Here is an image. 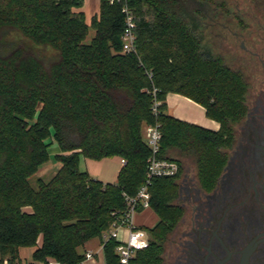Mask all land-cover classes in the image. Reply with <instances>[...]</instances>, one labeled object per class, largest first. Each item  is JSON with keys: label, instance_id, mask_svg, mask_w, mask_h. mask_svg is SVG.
I'll return each mask as SVG.
<instances>
[{"label": "trees", "instance_id": "obj_1", "mask_svg": "<svg viewBox=\"0 0 264 264\" xmlns=\"http://www.w3.org/2000/svg\"><path fill=\"white\" fill-rule=\"evenodd\" d=\"M125 5L136 22L129 53L121 38ZM82 6L83 0H0V258L19 260L21 248H34V260L80 264V249L100 239L126 209V196L145 184L151 150L144 130L157 123L158 156L175 161L178 172L150 180L149 209L158 220L144 228L148 247L130 264H163L166 242L184 216V161L194 162L199 187L212 192L249 109L244 73L214 53L204 34L211 10L225 1L100 0L90 25L75 11ZM89 29L94 36L85 43ZM154 89L158 115L151 110ZM168 93L202 105L219 130L168 114ZM51 139L60 149L53 156ZM51 157L60 168L33 187L29 178ZM81 157H120L124 164L105 183L80 169ZM116 246L105 243V264H120Z\"/></svg>", "mask_w": 264, "mask_h": 264}, {"label": "flooded vegetation", "instance_id": "obj_2", "mask_svg": "<svg viewBox=\"0 0 264 264\" xmlns=\"http://www.w3.org/2000/svg\"><path fill=\"white\" fill-rule=\"evenodd\" d=\"M257 21L255 37L242 39L238 32L233 36L239 39L242 53L236 58L259 70L258 96L248 101V112L236 129V143L216 188L204 192L193 178L189 187L181 184L184 216L173 232L179 235L167 240L175 250L169 256L173 264H241L244 256L247 264H264L263 6H259ZM230 45L235 56L237 46ZM231 57L225 56L226 62Z\"/></svg>", "mask_w": 264, "mask_h": 264}, {"label": "rangeland", "instance_id": "obj_3", "mask_svg": "<svg viewBox=\"0 0 264 264\" xmlns=\"http://www.w3.org/2000/svg\"><path fill=\"white\" fill-rule=\"evenodd\" d=\"M225 6L219 7L216 10H211L213 12L212 18L207 20V27L205 29V38L208 39L209 43L212 44V49L214 53L221 54L222 56H232L231 60L228 62L232 69L241 70L246 77L249 86H250V98L255 99L258 96L259 91V70H255L252 63L243 61L241 58H236L242 53H239L240 47H236L235 56L232 54L234 51H230L231 45L235 42L233 38V32H238L242 34V39H249L250 37H255L259 34L256 31L257 19H259V6H263L264 9V0H224ZM211 11L209 14H211ZM242 13H245L244 15ZM210 16V15H209ZM243 17L241 20L240 17ZM94 36V30L89 29L88 35L85 39V43H89ZM239 42V41H238ZM231 46V47H230ZM239 54V55H236ZM234 58V59H233ZM254 101V100H253ZM236 143V142H235ZM56 148L58 145L54 140L51 139V144L49 146V152L51 156L54 155ZM107 167L105 169V174L99 176V172L102 171L101 163L97 161H93L88 158H81L80 169L83 171H89L91 176L95 179L110 182L114 179V173L117 167H120V162L118 158L107 159ZM48 166L49 169L47 172L38 175L31 176L29 178V182L33 187H37L36 179L41 178L44 181L49 180L58 170L59 163L55 162L54 159H51L45 163L42 167ZM41 167V168H42ZM198 184L196 179V170L195 165L192 160L184 161V171L182 173V181L186 187L190 186L191 179ZM199 185V184H198ZM191 190V189H190ZM180 202V201H179ZM136 223L142 227L143 229L146 227L153 226L158 218L152 212L151 209L147 208L144 210L138 209L136 211L135 217ZM179 235V232L174 234L172 233L170 236H174L176 238ZM170 238V237H169ZM99 238H94L86 245L84 248H81L80 251L83 252L85 250H98ZM173 250V251H172ZM34 248H21L19 251V259L22 261H30L32 260V253ZM175 253L173 249V244L165 245V250L163 252V264H173V260L170 259V255L172 252ZM98 254L95 255V262H88L87 264H103L104 255L102 252L98 251Z\"/></svg>", "mask_w": 264, "mask_h": 264}, {"label": "built area", "instance_id": "obj_4", "mask_svg": "<svg viewBox=\"0 0 264 264\" xmlns=\"http://www.w3.org/2000/svg\"><path fill=\"white\" fill-rule=\"evenodd\" d=\"M112 2V0H111ZM125 27L122 34V50L123 52H135V16L127 5L123 6ZM153 101L151 110L154 115H158L161 101L155 95V89L152 91ZM144 136L147 144L150 147L151 155L147 161V180L139 189L136 196H126V209L123 212H118L117 217L113 219L99 239L98 250H85L84 259L80 264L95 262L98 251L103 253V248L108 240H114L117 243L116 256L120 264H130L131 259L137 251L148 247L149 236L145 229L136 223V211L149 208L150 194L148 185L153 177L174 176L178 172V164L175 161L165 158H159L161 133L159 124L148 125L144 130ZM0 264H66L55 259L46 260H30L10 261L8 258H0ZM105 264V261L103 262Z\"/></svg>", "mask_w": 264, "mask_h": 264}, {"label": "crops", "instance_id": "obj_5", "mask_svg": "<svg viewBox=\"0 0 264 264\" xmlns=\"http://www.w3.org/2000/svg\"><path fill=\"white\" fill-rule=\"evenodd\" d=\"M99 10H100V0H83V6L81 8L75 9V11H82L84 13L85 21L88 25H90L92 17L99 14ZM165 102H166V107H167L166 109L167 113L176 119H179L186 123L199 125L211 131H218L220 128V124L217 121L210 119L206 116L205 108L202 105H200L199 103L193 101L192 99L184 95H181L178 93H168L166 95ZM58 153H60L59 147L56 148L54 155ZM81 158H80V163H81ZM112 158H118L121 166L117 167L113 175L114 179L113 181H110L109 183H112L116 180L117 175L121 167L124 164V160L121 159L120 157H112ZM112 158H103L100 160H93V161H97L101 163L102 165L101 167L102 171L99 172L98 174L99 176H102L105 174V169L107 167V164H106L107 162L105 161L107 159H112ZM60 165L61 164L59 163L58 169L60 168ZM79 167H80V164H79ZM48 169H49L48 166H44L40 168L37 173L38 175H40L42 173L47 172ZM87 172L89 173V171ZM89 175L91 176L90 173ZM102 182L108 183L106 181H102ZM25 210L30 211L31 209L29 207H26Z\"/></svg>", "mask_w": 264, "mask_h": 264}, {"label": "water", "instance_id": "obj_6", "mask_svg": "<svg viewBox=\"0 0 264 264\" xmlns=\"http://www.w3.org/2000/svg\"><path fill=\"white\" fill-rule=\"evenodd\" d=\"M251 250V246H249L248 248H247V251L249 252ZM241 264H247V257L246 256H244L243 257V259H242V263Z\"/></svg>", "mask_w": 264, "mask_h": 264}]
</instances>
